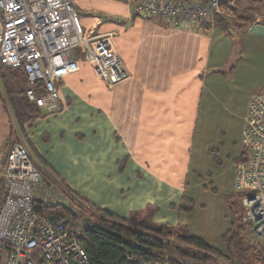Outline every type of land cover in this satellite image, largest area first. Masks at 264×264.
Wrapping results in <instances>:
<instances>
[{"label": "crops", "instance_id": "crops-1", "mask_svg": "<svg viewBox=\"0 0 264 264\" xmlns=\"http://www.w3.org/2000/svg\"><path fill=\"white\" fill-rule=\"evenodd\" d=\"M71 1L87 33L117 32L113 43L129 75L108 87L80 60L57 82L59 112L42 110L23 124L22 141L86 202L118 216L149 208L157 222L182 223L181 196L199 185L192 178H202L193 162L199 164L208 133L218 129L212 114L222 99L209 74L264 75V11L248 0H226L220 19L241 32L230 68L227 38L215 37L218 24L176 28L133 15L121 0ZM250 58L252 70L237 67ZM10 132L0 95V157L12 144Z\"/></svg>", "mask_w": 264, "mask_h": 264}, {"label": "built area", "instance_id": "built-area-1", "mask_svg": "<svg viewBox=\"0 0 264 264\" xmlns=\"http://www.w3.org/2000/svg\"><path fill=\"white\" fill-rule=\"evenodd\" d=\"M132 14L176 28L213 29L226 0H121ZM116 31L87 33L71 0H0V62L21 67L26 100L48 114L60 110L57 82L87 62L108 87L129 75L113 38ZM79 52V55L77 54ZM37 88L40 90L37 92ZM246 158L236 162L234 188L249 237L264 247V91L248 99L242 128ZM41 173L23 141L0 157V264H91L80 235L81 220H49L34 199L77 204L38 192ZM60 193V192H59ZM123 264H166L129 254Z\"/></svg>", "mask_w": 264, "mask_h": 264}, {"label": "trees", "instance_id": "trees-1", "mask_svg": "<svg viewBox=\"0 0 264 264\" xmlns=\"http://www.w3.org/2000/svg\"><path fill=\"white\" fill-rule=\"evenodd\" d=\"M248 1L256 4L257 9L258 6L264 5V0ZM221 7L224 10L228 5L222 2ZM232 10L237 13L235 8ZM221 17L222 15H216L214 23L226 28L227 23L220 19ZM20 83H24V86H18ZM27 86L21 67H7L0 62V95L8 114L10 139L14 130L12 119L22 132L25 122L41 115L42 110L26 100ZM39 91L37 88V92ZM33 158L40 170L42 183L48 180V174L50 177L54 176L41 156ZM245 158L244 152L236 158V162ZM54 177L53 182L66 190L72 200L78 201V207L83 213L89 212L91 215V218H81L83 226L80 235L91 264H123L129 254L150 259L158 258L166 264H264V247L259 244L253 245L249 240V228L241 220V215L238 218L233 217L229 227L222 233L224 248L220 249L209 244L203 237L192 234L186 224L155 221L152 217L153 210L149 208L130 211L126 216L112 214L75 195L62 180ZM59 185L57 186L60 187ZM193 203L192 197L183 194L178 211L189 212ZM34 208L43 212L49 220L68 217L72 224L77 222L81 212L75 211L68 204L45 202L40 199H34Z\"/></svg>", "mask_w": 264, "mask_h": 264}, {"label": "rangeland", "instance_id": "rangeland-1", "mask_svg": "<svg viewBox=\"0 0 264 264\" xmlns=\"http://www.w3.org/2000/svg\"><path fill=\"white\" fill-rule=\"evenodd\" d=\"M72 4L76 8L77 3L72 1ZM241 5L249 4L242 3ZM250 5L253 4L250 3ZM255 8H257V5H255ZM259 10L264 11V5L258 6L257 12ZM237 11L240 12L239 8ZM216 25L217 24H215L214 27ZM217 26L218 27L215 28L216 40L218 41V35H221L222 39L227 38L228 47H226V49L228 50L229 48L230 51L229 58L231 61V68L232 65L235 64L233 61L235 58L233 57L237 52V50L235 51L234 44H236L235 42L241 37V32L231 26L226 28L221 25ZM241 31L244 30L241 29ZM248 53H250V51ZM238 61L239 60H236V64ZM246 61L247 62L241 63V65L237 67L239 69L244 66L251 67L250 69L252 70V59L250 58V60L247 59ZM245 70L249 71L248 69ZM210 73L212 74V72ZM211 74H209L210 79H215L217 81V85L220 88V97L222 99L221 104L218 103L217 108L214 107L216 109L212 114L213 123H216L215 128L218 129L216 131L211 129L208 133L210 136L207 138L206 143L209 147L200 155L199 164L193 162L194 165H199L198 170L202 174V178L201 180H198L200 179L199 177L192 178L191 182L194 180L198 182L199 185H192L189 187V191L186 192V195L190 194L193 196L194 203L189 212L181 211V213L182 218L187 221L188 225L186 226L191 233L202 236L209 244L223 249L224 245L221 240L222 233L229 227L233 217L238 218L243 213L240 195L234 188L236 158L240 154L246 152L242 135L246 103L252 93L264 91V75L259 77L256 73L253 75L250 73L244 74L240 70L230 71L229 69L226 72L225 78H220L218 75ZM18 86L22 87L24 83H20ZM32 121L33 120L27 121L24 124H30ZM12 122L14 130L9 143L25 140L24 130L21 132L13 119ZM35 155L40 156V154ZM53 175L55 176L54 173ZM54 176H52L53 179L55 178ZM52 177L48 174V180H45L43 183L41 182L38 187V192L46 191L57 193L59 197L62 195L71 198L66 190L62 189L59 184H57L60 186L58 187L56 183L53 182ZM58 180L60 179L58 178ZM73 201L79 205L78 201ZM80 210L81 209L78 207L77 212H80ZM85 217L91 218L90 213H83V210H81L78 219L81 220V218ZM185 220L180 224H186ZM82 224L81 221V225ZM249 240L253 245L256 244V242L252 241L250 238Z\"/></svg>", "mask_w": 264, "mask_h": 264}]
</instances>
